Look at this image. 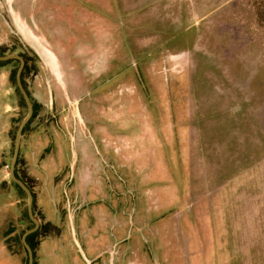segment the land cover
Returning <instances> with one entry per match:
<instances>
[{"label":"rangeland","instance_id":"obj_1","mask_svg":"<svg viewBox=\"0 0 264 264\" xmlns=\"http://www.w3.org/2000/svg\"><path fill=\"white\" fill-rule=\"evenodd\" d=\"M0 53L26 56L36 108L18 166L50 224L35 264H264V0H0ZM17 65H0V200L22 221L6 264L31 225L9 177Z\"/></svg>","mask_w":264,"mask_h":264},{"label":"water","instance_id":"obj_2","mask_svg":"<svg viewBox=\"0 0 264 264\" xmlns=\"http://www.w3.org/2000/svg\"><path fill=\"white\" fill-rule=\"evenodd\" d=\"M18 59L20 64L15 72V82H16V86L25 102L26 105V115L25 117L20 121V123L17 126L16 132H15V136H14V144H13V152H12V157H11V162H10V168H9V175L12 179V181L14 183H16L21 189L22 191L25 193L26 197H27V214L29 219L32 221L33 223V227L29 228L28 230H26L22 236H21V242L26 250L27 253V264H33V253L32 250L30 248V246L28 245L27 241H26V237L33 233L34 231H36V229L39 226V222L37 219H35V217L33 216V212H32V202H33V197L32 194L30 192V190L28 189V187L15 176L14 173V166H15V162L17 159V155H18V151H19V143H20V136L22 133V130L24 128V126L27 124V122L29 121L31 115H32V104L30 102V99L21 83V79H20V75H21V71H22V67H23V60L21 59V57H19L18 55H14V54H9V55H0V61H7L9 59Z\"/></svg>","mask_w":264,"mask_h":264},{"label":"crops","instance_id":"obj_3","mask_svg":"<svg viewBox=\"0 0 264 264\" xmlns=\"http://www.w3.org/2000/svg\"><path fill=\"white\" fill-rule=\"evenodd\" d=\"M2 195L3 194L0 195V198H2ZM18 203L19 199L13 201L10 207L11 215L8 214V217H5L4 214H7V210L4 208V202L0 200V264H6V262L12 259V254L6 253L5 248L9 245L11 238L14 237L18 228L22 225V221L19 220L20 206L17 205ZM12 221L13 224L11 223ZM242 238H244V236Z\"/></svg>","mask_w":264,"mask_h":264},{"label":"flooded vegetation","instance_id":"obj_4","mask_svg":"<svg viewBox=\"0 0 264 264\" xmlns=\"http://www.w3.org/2000/svg\"><path fill=\"white\" fill-rule=\"evenodd\" d=\"M0 55H9V54H5V53H0ZM14 55H18L19 57H21V59L23 60V67H22V71H21V75H20V79H21V83H22V85H23V87H24V89H25V91H26V93H27V95H28V97H29V99H30V102H31V104H32V115H31V117H30V119L29 120H31L32 121V119L34 118V115H35V110H36V108H35V104H34V102H33V100L31 99V97H30V95H29V93H28V91H27V88H26V86H25V84H24V71H25V68H26V64H27V58H26V56L24 55V54H22V53H16V54H14ZM13 61H16L17 63H18V65H17V67H16V69L11 73V75L13 74V82H14V85H15V91H16V93H17V95H18V93L20 94V92H19V90H18V88H17V86H16V82H15V72H16V70H17V68H18V66H19V64H20V62H19V60L18 59H15V58H13V59H9V60H7V61H0V65H3L4 63H6V62H13ZM20 96H21V94H20ZM18 98H19V95H18ZM21 98H22V96H21ZM22 100H23V98H22ZM22 104V103H21ZM23 106L24 107H26V105H25V102H24V100H23ZM25 117V116H24ZM23 117V118H24ZM22 118V119H23ZM21 119V120H22ZM20 120V121H21ZM20 121H19V123H20ZM31 121L29 122V124H28V122H27V128H28V126L30 125V123H31ZM18 123V124H19ZM25 125V126H26ZM18 126V125H17ZM25 126H24V128H25ZM24 128H23V130H22V133L27 129H25L24 130ZM16 129H17V127H16ZM16 132V131H15ZM22 133H21V136H22ZM14 136H15V133H14ZM21 136H20V143H21ZM20 143H19V151H18V155H17V159H16V162H15V166H14V173H15V176L18 178V179H20L21 180V178L16 174V172H15V169H17L18 170V174L19 175H21L20 173H19V169H18V166H19V162H18V165L16 166V163H17V160L19 161V152H20ZM13 144H14V140H13ZM12 152H13V149H12ZM11 157H12V155H11ZM10 162H11V160H10ZM9 168H10V164H9ZM22 176V175H21ZM9 177H10V175H9ZM23 178H24V176H22ZM25 179V178H24ZM10 180H11V182H12V184H13V186H14V184H16V183H14L13 181H12V179H11V177H10ZM22 181V180H21ZM23 182V181H22ZM27 182V181H26ZM24 184H25V182H23ZM28 183V182H27ZM17 185V184H16ZM26 185V184H25ZM28 185H29V183H28ZM18 186V185H17ZM27 186V185H26ZM15 187V186H14ZM19 187V186H18ZM28 187V186H27ZM16 188V187H15ZM20 188V187H19ZM21 189V188H20ZM28 189L30 190V192H31V194H32V197H33V202H32V212H33V216L35 217V219H36V215H35V196H34V192H33V190H32V187L29 185V187H28ZM16 190L18 191V192H20L17 188H16ZM22 190V189H21ZM23 192V191H22ZM24 193V192H23ZM22 194V193H21ZM24 195H25V193H24ZM26 196V195H25ZM26 199H27V197H26ZM26 207H27V205H26ZM34 208V209H33ZM26 213H27V209H26ZM27 217H28V214H27ZM28 222L31 224V225H27V227L28 226H31V227H33V223H32V221L29 219V217H28ZM39 222V221H38ZM50 225V224H49ZM40 226H43V223H41V222H39V226H38V228L40 227ZM26 227V228H27ZM30 227V228H31ZM26 228H24V230H23V232H22V234L26 231V230H28V229H26ZM37 228V229H38ZM36 229V230H37ZM35 232V231H34ZM22 236V235H21ZM20 241H21V238H20ZM27 241V240H26ZM21 244H22V242H21ZM29 245V244H28ZM22 246H23V244H22ZM23 248H24V246H23ZM25 249V248H24ZM32 250V249H31ZM26 251V250H25ZM32 253H33V251H32ZM26 256H27V253H26ZM33 262H34V256H33Z\"/></svg>","mask_w":264,"mask_h":264},{"label":"trees","instance_id":"obj_5","mask_svg":"<svg viewBox=\"0 0 264 264\" xmlns=\"http://www.w3.org/2000/svg\"><path fill=\"white\" fill-rule=\"evenodd\" d=\"M13 74L11 75V79L13 80ZM17 91V90H16ZM18 92V91H17ZM18 95H19V101L22 103V105H24L23 104V100H22V98H21V96H20V94L18 93ZM31 120H29V122H30ZM29 122H28V124H29ZM27 124V125H28ZM27 125L25 126V128H24V130L27 128ZM18 160H17V163H16V166L18 165ZM15 172H16V174L21 178V180L23 181V182H25V184L29 187V185H28V183L26 182V180L21 176V175H19L18 174V170L17 169H15ZM14 186L20 191V193H22L23 195H24V193L22 192V190L16 185V184H14ZM34 209V208H33ZM49 224H45V225H43V226H40L35 232H33V233H31V234H29L27 237H26V240H27V243L29 244V246H30V248L32 249V251H33V256H34V250H35V247H36V245H37V243H38V238L41 236V237H43V236H46V235H48V230L46 229V227L48 226ZM31 226H28L26 229H28V228H30ZM34 238H36V242L35 243H32V240L34 239ZM24 251H25V249H24ZM26 252V251H25ZM23 261L25 262L26 261V264H27V256L26 257H24V259H23ZM33 264H35V261L33 262Z\"/></svg>","mask_w":264,"mask_h":264}]
</instances>
